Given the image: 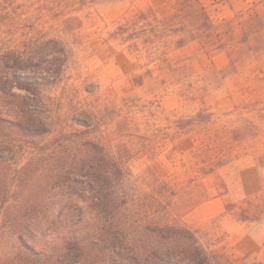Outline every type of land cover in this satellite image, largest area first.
Returning <instances> with one entry per match:
<instances>
[{"label":"rangeland","instance_id":"1","mask_svg":"<svg viewBox=\"0 0 264 264\" xmlns=\"http://www.w3.org/2000/svg\"><path fill=\"white\" fill-rule=\"evenodd\" d=\"M201 1L224 47L116 33L139 10L167 15L173 0H0V48L61 39L63 73L39 86L55 129L80 132V119L90 121L91 136L125 158L142 200L173 209L233 264L264 263V219L237 214L264 198V0ZM30 157L25 148L11 163Z\"/></svg>","mask_w":264,"mask_h":264},{"label":"trees","instance_id":"2","mask_svg":"<svg viewBox=\"0 0 264 264\" xmlns=\"http://www.w3.org/2000/svg\"><path fill=\"white\" fill-rule=\"evenodd\" d=\"M136 28L145 41L174 36L176 48L198 38L205 47L225 46L201 0H173L163 17L139 10L116 33L135 40ZM68 56L57 37L0 48V264H233L205 247L173 209L142 200L128 186L125 158L91 136L90 121L80 119V132L55 129L39 107V86L62 75ZM25 148L31 157L14 168ZM237 214L262 221L264 198L247 199Z\"/></svg>","mask_w":264,"mask_h":264}]
</instances>
